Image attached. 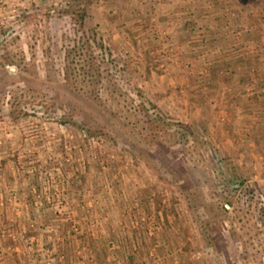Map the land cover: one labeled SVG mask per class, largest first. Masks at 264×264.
Here are the masks:
<instances>
[{"label": "rangeland", "instance_id": "obj_1", "mask_svg": "<svg viewBox=\"0 0 264 264\" xmlns=\"http://www.w3.org/2000/svg\"><path fill=\"white\" fill-rule=\"evenodd\" d=\"M4 151L54 245L105 224L117 264H264V0H0Z\"/></svg>", "mask_w": 264, "mask_h": 264}, {"label": "crops", "instance_id": "obj_2", "mask_svg": "<svg viewBox=\"0 0 264 264\" xmlns=\"http://www.w3.org/2000/svg\"><path fill=\"white\" fill-rule=\"evenodd\" d=\"M10 145L11 142H9ZM27 188L23 172L15 167L14 156H9L8 152L7 154L5 152L0 167V197L7 198L12 194L14 198L20 200L19 204L22 205V209L20 212H15L11 201L0 206V264H44L45 253L42 249L46 246L52 248L58 264H80V255L76 254L75 250L85 246L88 257L87 264H117L103 247V243L107 244L106 239L114 236L111 232V225L101 226L100 235L95 240H86L84 237L69 234V222L61 221L59 226L60 231H63V240L58 245L53 244L50 234L45 231L44 226H40V222L33 229L30 228L28 225L30 217H41L40 219L44 220L45 215L51 216V212L47 209V211L40 209ZM9 190H12L13 193H10ZM30 232L34 233L30 236L34 239V244L33 249L28 251L26 250V241H28ZM148 240L152 245L153 242ZM162 240H164L163 237ZM112 244L113 242H111ZM90 245L94 250V257L90 256ZM116 250L119 252V248Z\"/></svg>", "mask_w": 264, "mask_h": 264}, {"label": "trees", "instance_id": "obj_3", "mask_svg": "<svg viewBox=\"0 0 264 264\" xmlns=\"http://www.w3.org/2000/svg\"><path fill=\"white\" fill-rule=\"evenodd\" d=\"M152 121H153L152 123L155 122L154 119H153ZM161 122H163V124H164L165 126H166L167 124H169L168 122H164L163 119H161ZM166 123H167V124H166ZM127 147H128V146H127ZM128 149H129V151H130L132 157H133L134 159H137L136 156H137V154L139 155V152H138L137 150H135L134 147H133L132 145H129ZM143 160L145 161V163H146L147 165H150V166H151V162H150L151 159L143 158ZM226 203L230 204V201L228 200V201H226ZM222 207H223L224 209H226V206H225V205H223ZM207 224H209V223H207ZM207 224H206V225H207Z\"/></svg>", "mask_w": 264, "mask_h": 264}]
</instances>
